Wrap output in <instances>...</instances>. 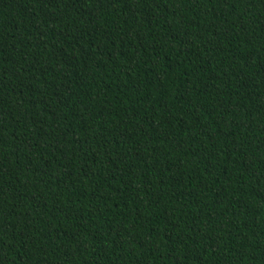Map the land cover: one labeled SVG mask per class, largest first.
Here are the masks:
<instances>
[{
  "label": "trees",
  "instance_id": "1",
  "mask_svg": "<svg viewBox=\"0 0 264 264\" xmlns=\"http://www.w3.org/2000/svg\"><path fill=\"white\" fill-rule=\"evenodd\" d=\"M0 264H264V0H0Z\"/></svg>",
  "mask_w": 264,
  "mask_h": 264
}]
</instances>
